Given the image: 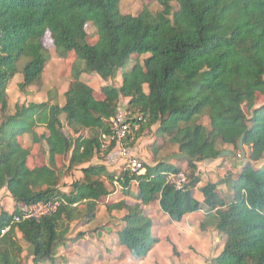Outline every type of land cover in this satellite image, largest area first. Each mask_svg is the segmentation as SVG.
Returning a JSON list of instances; mask_svg holds the SVG:
<instances>
[{
	"label": "trees",
	"instance_id": "obj_1",
	"mask_svg": "<svg viewBox=\"0 0 264 264\" xmlns=\"http://www.w3.org/2000/svg\"><path fill=\"white\" fill-rule=\"evenodd\" d=\"M120 1L0 0V191L13 202L12 211L0 203V264H57V248L86 235L69 237L72 224H91L100 206L109 216L123 212L117 242L142 260L159 242L144 208L154 202L177 222L188 213H213L225 240L209 264H264V166L253 165L264 155V102L255 105L256 94L264 95V0H155L159 10L143 7L137 15L123 14ZM88 23L97 34L93 44ZM47 32L60 58L74 56L64 102L50 89L46 101L16 103L9 113L8 86L17 73L21 93L43 84ZM133 55L147 56L125 70ZM118 70L121 84L102 86L100 98L82 79L94 74L105 82ZM121 99H127L125 116L138 124L136 132L156 125L177 145L185 168L157 161L141 173L123 169L116 175L90 163L114 147L112 141L102 148L103 136L111 133ZM40 127L45 131L38 134ZM23 134L44 143L48 164L30 166ZM218 142L246 146L248 159L238 171L205 182L200 202L194 197L201 182L197 164L220 156ZM58 156L68 157V169L81 166L68 191L59 185ZM180 172L185 181L176 187L168 176ZM114 182L132 202L109 201ZM38 203L56 208L13 221L21 206Z\"/></svg>",
	"mask_w": 264,
	"mask_h": 264
},
{
	"label": "rangeland",
	"instance_id": "obj_2",
	"mask_svg": "<svg viewBox=\"0 0 264 264\" xmlns=\"http://www.w3.org/2000/svg\"><path fill=\"white\" fill-rule=\"evenodd\" d=\"M120 11L123 14H131L137 15L143 7H148L151 11L155 12L160 9L159 4L155 0H121L120 1ZM176 7V5L174 4ZM86 31L88 33V42L93 44L97 39V34L94 26L91 23L86 25ZM42 43L47 50V61L43 73V84L40 88L34 87L35 94L37 96L41 93L40 96L36 97L40 99L44 97L45 91L48 92L50 89H56L58 93L63 90L64 87L68 85L70 80V66L74 59L73 54H70L67 58H60L54 49L53 43L51 41L50 35L48 32L42 39ZM147 55L144 56H136L133 55L129 63L126 64L125 70H129L130 67L134 64L136 60L142 61ZM18 69L21 70V65L18 64ZM122 70H118L115 77L112 80L103 81L98 76L94 74H83L82 79L87 82L95 91V95L100 98L101 94L99 92L100 88L104 85H113L118 87L121 84L120 75ZM21 79V74L17 73L10 82V90H9V100L11 101V109H13V104L16 103H26L30 99L28 97V93H21L17 88V80ZM47 95V94H46ZM127 99H121L119 102V112L124 116L125 107H126ZM264 102L263 94H256V104ZM244 110L246 111L245 107ZM247 112V111H246ZM126 119V116H125ZM61 120L64 122V116H61ZM203 122L208 127L209 121L206 117L203 118ZM65 125V124H64ZM42 128V127H41ZM41 131H45L44 128ZM64 130L67 132L66 128ZM135 130V129H132ZM83 135H89V132H83ZM21 143H32L31 137L29 136L26 139H21ZM126 147L129 149V155L132 158L137 159L144 165H152L153 162L157 161H168L170 163L176 165H183L185 162L182 158H180V154L177 150V145L173 144L169 141L168 136L160 135L156 132V125L151 126L150 128H145L142 131H133L130 135V140L126 143ZM218 149L220 150V156L218 160L215 161L214 165L211 166L209 171L205 170L203 174V178L201 177V181L204 183L210 180H218L224 176V174L228 171L236 172L240 169L241 165L245 163L248 159V148L244 145H240L239 148L233 149L232 146L219 143L217 144ZM44 143H32V147L30 149L32 155L30 160V166H39L42 164H48V157L45 152ZM106 160V161H105ZM108 164H105V163ZM91 164L102 163L106 166L107 171L115 173L116 175L123 169H125V159H119L117 157L116 160L110 161L107 159V156L104 160L100 159H92ZM56 168L59 171L61 176L60 180V188L64 191H68L69 185L71 182L75 181L81 176L80 167L76 166L71 169H68V157H56ZM110 164V165H109ZM113 164V165H112ZM255 167L264 166V155L263 158L257 162H253ZM202 166L198 163V167ZM184 168V167H183ZM207 168V167H206ZM116 187L114 186V189ZM220 195L222 197L227 196L229 191L224 185H220L218 187ZM112 193V197L108 198L109 201L117 200L121 195L117 193L114 195ZM0 203L4 206L8 211H12L13 202L7 192L5 190L0 191ZM153 208L150 207L147 209V214H151V217L154 221L153 226V235L154 237L164 238L168 234L170 230L177 225V229L179 227L177 221H174L173 224H169L167 219H170L163 212L154 213ZM149 212V213H148ZM120 211H114L112 216H109L104 208V206L99 207L98 218L91 224L87 226H79L77 223L72 224V231L69 234V237H73L77 232H84L85 237L77 242L76 245H71L69 242L66 243L64 248H57V264H131L125 257L123 256V252H119L120 254L115 256L113 252V248L111 245L115 242V235L118 226H120ZM173 223V222H172ZM195 226V227H194ZM191 226L190 233L188 236H185V233L178 232V237L172 242L170 239H166L165 246L159 248L155 247L150 255H147L144 259H142L141 264H151L150 262L154 260V255H158L162 253L167 255V257H163L162 259L169 264L172 259V264L174 261L177 264H209V259L218 255V253L222 249V243L220 239L215 235V233L206 235L205 233L198 232L197 223ZM197 232V235L202 236V240L204 241L205 249H197L194 246L192 247L189 243L193 242V231ZM202 231V230H200ZM196 235V236H197ZM95 240L94 246H90L92 240ZM107 241V242H106ZM209 247V249H208ZM176 251L177 253H174ZM153 255V256H152ZM195 260V261H194ZM138 261V260H135Z\"/></svg>",
	"mask_w": 264,
	"mask_h": 264
},
{
	"label": "crops",
	"instance_id": "obj_3",
	"mask_svg": "<svg viewBox=\"0 0 264 264\" xmlns=\"http://www.w3.org/2000/svg\"><path fill=\"white\" fill-rule=\"evenodd\" d=\"M20 81V78L17 80V82H16V84L18 83ZM66 88H67V86L66 87H64L63 88V90L62 91H60L59 92V98H58V102H59V104L60 105H62L63 104V102H64V98H63V93H64V91L66 90ZM34 89V87H31V88H29V90H28V97L30 98V99H28L27 101H30V102H44V101H46V99H47V91H45V94H44V97H41L40 99H38V98H36V97H38V96H40L41 95V93L37 96V94H35V90H33ZM9 90H10V85L8 86V94H9ZM26 93V94H27ZM10 99V98H9ZM14 111V104H13V109H11V101L9 100V105H8V112L9 113H12ZM205 124V123H204ZM43 130L41 127L40 128H37L36 129V132L39 134L40 133V131L39 130ZM45 130V129H44ZM42 132V131H41ZM30 135L29 134H23L22 136H20V140L21 139H26V137L28 138ZM31 137V136H30ZM22 142V141H21ZM31 142H32V139H31ZM23 145L26 147V148H28L29 150L31 149V147H32V143H26V142H23ZM216 160H218V158L217 159H209V160H204V161H201V162H199L202 166H199L198 167V173H199V175H200V178L202 177L203 178V174L205 173V170H206V172H207V170L209 171L210 169V167L211 166H213L214 165V163H215V161ZM106 161V160H105ZM166 162H168V161H166ZM154 163V162H153ZM168 163H170V162H168ZM105 164H108L107 162L105 163ZM173 164V163H172ZM110 165V164H109ZM113 165V164H112ZM185 165H186V163L184 164L183 163V165L181 164V166L182 167H184L185 168ZM197 166H198V164H197ZM207 167V168H206ZM202 180V179H201ZM211 182H215L214 180H210ZM203 184H204V182L203 181H201L198 185H197V187L195 188V190H194V197L198 200V201H202V199H203V197H202V194L200 193V190H199V188L200 187H202L203 186ZM132 192L133 193H135L136 192V188L135 187H132ZM117 193H119V195H121L116 201H118V200H122V199H124V200H126L127 202H132V199L130 198V197H124V196H122V194H121V192L119 191V188L118 189H115V192H114V195H116ZM8 194V193H7ZM113 195V196H114ZM112 197V194L110 195V198ZM150 207H152L153 208V212L155 213H160V212H162L161 210H160V208H159V206H158V203L157 202H154V203H151L150 205H148V206H145L144 208H145V211H147V209H149ZM147 213V212H146ZM149 213V212H148ZM113 214V213H112ZM120 214L122 215L123 214V212L122 211H120ZM120 215V216H121ZM150 218H151V220H152V222H153V226H154V221H153V219H152V217H151V214H147ZM167 216V215H166ZM97 218H98V216H97ZM97 220V219H96ZM167 222H169V224H173L174 225V221H172L171 219H167ZM173 222V223H172ZM214 222H215V220H214V217H213V213L211 212V213H205V212H203V211H197V212H192V213H188V214H186L183 218H182V220L181 221H179V222H177L176 224H178L179 225V227H178V229H177V225H174V227L172 228V230H170L169 232H167V236L166 237H164V238H161V237H159L158 238V243L157 244H155L154 246H153V248L151 249V251L149 252V254L148 255H150L151 254V252H152V250L155 248V247H159V248H161V247H163V246H165V240L168 238V239H170L172 242H175L174 240L178 237V232H181V233H185V236H188V234L190 233V231H191V228H193V227H191V226H194V224L195 223H197V225H198V232L200 233H205L206 235H209V237H210V234H213V233H215V235L218 237V239H220V241H221V243H222V247H223V244H224V240H225V237L223 236V235H221V234H219L216 230H215V228H214ZM201 224H204L205 225V228L202 230L201 229ZM195 227V226H194ZM200 230H202V231H200ZM193 231V242L192 243H189V245H191L192 247L194 246L195 248H197V249H200V250H202V249H204V250H206L205 249V245H204V241L202 240V236L201 235H197V232L196 231H194V230H192ZM152 233H153V227H152ZM154 234V233H153ZM197 235V236H196ZM157 238V237H156ZM94 242H95V240L93 239L92 240V243H91V245L90 246H94ZM107 242V241H106ZM113 245H111V247L113 248V252H114V255L115 256H117V255H119L120 253L119 252H123V256L125 257V259H127L129 262H131V264H141L142 263V261L141 260H138V261H135L136 259H134V258H132V256H131V254H130V252H129V250L126 248V247H124V246H120L119 244H118V242H117V237H116V235H115V242H113L112 243ZM208 249H209V247H208ZM153 256V255H152ZM163 257H167V255H164V254H162V253H159L158 255H154V260L153 261H151L150 263L151 264H154V263H159V264H167L162 258ZM195 261V260H194ZM176 262H178V261H174L173 262V264H177ZM192 263H194V264H199V263H195V262H192ZM169 264H172V259H171V261H170V263Z\"/></svg>",
	"mask_w": 264,
	"mask_h": 264
},
{
	"label": "built area",
	"instance_id": "obj_4",
	"mask_svg": "<svg viewBox=\"0 0 264 264\" xmlns=\"http://www.w3.org/2000/svg\"><path fill=\"white\" fill-rule=\"evenodd\" d=\"M140 119V118H138ZM111 121V133L109 135L103 136L102 148H106L112 141L114 142V147L107 154V159L114 161L117 157L120 159H125V169L131 173H141L144 171V164L129 155V149L126 147V140L130 137L133 131L138 129V124H131L125 119L124 116L119 112L110 119ZM135 129V130H132ZM170 183L174 184L176 187H180L185 181V174L180 173H170L168 176ZM115 189L119 188V184L114 182ZM56 208V203L54 204H44L38 203L31 206H21L19 208V213L13 218L14 222L21 221L23 219L29 218H39L49 212H52Z\"/></svg>",
	"mask_w": 264,
	"mask_h": 264
}]
</instances>
